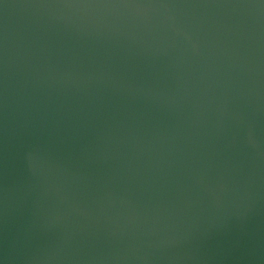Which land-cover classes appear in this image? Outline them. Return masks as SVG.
I'll return each instance as SVG.
<instances>
[{"label":"water","instance_id":"1","mask_svg":"<svg viewBox=\"0 0 264 264\" xmlns=\"http://www.w3.org/2000/svg\"><path fill=\"white\" fill-rule=\"evenodd\" d=\"M0 264H264V0H0Z\"/></svg>","mask_w":264,"mask_h":264}]
</instances>
